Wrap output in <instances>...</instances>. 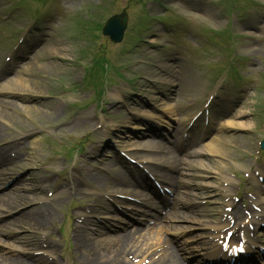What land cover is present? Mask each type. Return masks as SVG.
I'll use <instances>...</instances> for the list:
<instances>
[{
  "label": "rangeland",
  "instance_id": "1",
  "mask_svg": "<svg viewBox=\"0 0 264 264\" xmlns=\"http://www.w3.org/2000/svg\"><path fill=\"white\" fill-rule=\"evenodd\" d=\"M237 1L241 9V14H244V12H250L251 10V13L253 14V12L257 11V14L255 15L257 18L251 20L247 19L249 21H246L243 24H238L239 27L235 26L234 22H236L237 19H226L223 10L219 5L222 4L226 7L227 4H229L228 0H148L146 11L149 13V17H151L152 20L154 19L153 22L156 23V30L160 28L162 31L173 34V36L168 35L165 38L160 39V30L157 34L160 36L159 39L154 40L153 37H151L148 40V36L145 34L142 36V41L137 43L141 27H144L141 30L142 32L148 24L147 16H141L144 8L141 0H0V70L3 65V57L6 54V48L4 47L8 45L9 47L11 46L12 41L14 40V38L11 37L13 34L12 32H15L18 29L17 25L13 24L15 20L22 21L23 17L24 22L25 18H28V14L36 11H41L42 13L51 11L54 14L60 12L61 15L59 20L56 17H50L45 21L44 32L41 33H45L46 37H43L41 33L31 35L34 39L33 45H38L40 48H35L31 53V61H28L25 58L22 60L19 74L16 77L14 75L13 78L14 80L20 78L28 81L26 88L21 85H15L14 87L12 86V90L32 92L19 93L29 96L34 95V97H36L34 102L37 100L36 104H26L17 99H12L10 101H14V103L8 102L7 105H3L5 106L3 110L0 109V129H3V137L8 135L10 128L17 127L26 129L25 132L32 136L28 139L26 156H20V159L25 157L26 161L24 164H21L24 158L17 161L16 164L14 162L16 171L13 173V179L17 178L16 176L23 174L22 178H25L30 185H37L38 183H42L39 181L40 178L38 176L48 177V181L45 183L47 186V194L44 192V195L42 194V196H40V200L49 199L51 201L49 202L50 206H53L50 208L49 212H45L44 210L42 212H36L34 217H36L38 221L34 224L18 217L13 220L12 223L10 221L9 229H7L6 226L8 223L5 224V226L0 227V232L4 231L8 233L25 230L26 232H33L39 235L41 241L44 239L46 240V247L44 246L43 248H47L48 251L52 253L49 258V260L52 261L57 259L58 254L60 257V253L64 250L61 245L50 239L52 237H58V228L55 225L62 222V212L64 209L65 212L70 211L71 215L75 218L72 223L75 229L71 232L68 231L69 238L67 237V239L64 240V244H67L68 240L71 239L73 247L66 245L65 248L67 249L65 252H67L69 248L68 254L71 253V260L63 259V263L95 264V261H91L94 260V258L97 259L98 256L101 258L98 262L106 264L102 260V257L108 254V246L111 244L104 245L103 243L112 236H107L103 233L102 237H92L91 234L94 227H92L91 230H84V225L82 224H80V227L82 228L77 234L76 227L79 226V218L87 215L86 212L82 211L84 206L90 204L93 205L94 203L92 197L95 196V191L91 190V187L95 185L100 191L106 193L111 192V194H116L114 191H118V189L111 183V179L106 178V175L104 174L107 172L111 173V169L119 166L115 154L112 152L110 156L108 150L104 148V143H107V140L110 142L113 141L112 149L113 145L119 147L120 150L132 149L134 147L133 145L137 143L138 138L137 136H133L134 132L132 131L136 130H129L127 127L130 126L134 128L133 126H137L146 129V132H149L152 127L151 122L145 120V118L141 116L143 114L157 117L160 125L163 126L164 129L168 128L167 124L162 119L164 112L156 110H165L168 108L167 105L161 103V100L163 94L168 93L169 89L174 88L176 83L173 82L172 84H169V82H166L163 79L159 80L155 72L158 71L157 73H159L163 65L167 64L172 65L173 69H175V74L180 76L186 74L189 75L184 68L180 71V68L178 67L179 65H176L179 63L176 59V55L170 54L168 57L163 56L167 50H169L166 42H170L173 49L176 40H179L178 37H175L179 36V31L175 32L176 27L174 26H163L161 20H172L176 16L190 17V19H184L181 21L186 33L196 27L207 28L209 36L204 35L203 40L208 43H213L212 38L219 35L218 27L227 28L238 36H241L236 39V42H232L236 55L226 53L230 50V47H228V42L226 43L224 41L222 45L225 52L216 55L214 59L211 57L208 59L203 57L201 58V64H218L222 61L221 69L223 70V74L217 76V78L219 81L223 80L226 81L227 84H230L232 94L239 93L247 86L249 80L251 81L249 85V90L251 91L244 96L243 100L236 107L233 103H224V100L219 103L220 108L224 111L220 112L218 119H221L226 115L227 110H233L234 108V111L231 112L234 116L228 112L226 117H228V119L232 117L235 118L228 124L224 122L221 123L222 128L226 125L225 129H229V132L222 135V140L218 141L223 146L220 147V152L218 154L212 153L214 155H211L210 158L207 153L208 158L199 159L200 162L198 164L200 167L195 168V175L192 179H189V176L184 177L185 181H190L191 183H188L187 185L189 188L182 189L183 194L181 196V202L187 203V201L191 199V201L195 203L193 210L198 213L195 215L196 222L186 221L179 224L180 226L188 227L187 229L190 232L186 236L193 238H198L199 236V240H201L203 234H205V230H209L208 228L210 226L206 222V220H209V217H206L207 214L209 216L213 215L214 217H211L213 220L217 219L219 218V215L229 207L228 205L232 204L240 208L243 211V220L253 218L256 215L254 213L255 206L253 209H250L249 207L247 208V205L245 204L244 207L242 206V200L235 201L234 198L236 194L237 198H240V195L238 196L237 193L238 180L239 183H246V186L250 184V188L251 181L247 180V173L251 170L252 165L257 167L259 163H263L262 159L254 162L253 158L258 155V142L261 141L263 137V127L261 125L264 120V98L259 97H261L264 92V17H260L264 14V0ZM230 2V14L235 16L238 13V8L232 0H230ZM252 2L256 5L253 6ZM244 8L246 11H244ZM124 9L131 16L130 28L128 27L127 30L128 36L126 37L125 35V40L122 44L118 45L119 47L113 46L114 48H110L113 61L109 58V55L108 59L110 62H113L114 68H122L121 73L124 79L127 81H138L136 84L138 93L129 96L128 94L124 95L127 91L123 90L131 91L132 89L129 90L131 85L120 81L118 86L111 89V91H114L116 94H112L109 97L107 95L102 110L97 113L101 114L100 120L98 119L96 122H86V118L80 120L75 126H70L69 124L79 117L75 111L74 114L70 115V112L75 109H70V107L66 105L72 104L74 101H79L82 98H87L88 92H83V90L88 89L78 88L75 91L76 94H72L71 92L73 89H71L72 91L69 94L64 95L63 99H61L59 92L62 90H68V84L71 82H74L76 85H84L82 77L85 75V72H89L90 62L86 63L81 61L80 56L82 48L88 49L87 47L91 46L93 52L95 48H99L98 42H100V38H96L92 44H77V39L73 40L75 38L74 35L80 34L79 36H81V32L77 29V24L72 23V17L74 16L79 22L84 20V16L90 14L93 15L101 11L100 14L103 17L96 14V16H98L97 21H89L91 23L87 25V29L97 31L101 24L99 21L104 22L109 16L119 13ZM230 14L228 13L229 16ZM6 16L9 17L8 22H6V20L3 21V17ZM48 16L49 14L46 15V17ZM238 16L239 18L241 17L240 14ZM246 16L247 15L244 14L240 19H246ZM201 25H203V27ZM135 26H138V28ZM19 33L22 34V32ZM6 34L7 38H4L3 35ZM94 37L93 34L87 35L88 41ZM184 46L197 53L204 52L202 48L193 44L188 37H185ZM53 47L57 48L56 53L59 57L58 67L60 68V71L59 73L52 75V71L45 72L42 70L43 67H41V65L48 63L47 53L51 54ZM47 48L48 51L46 50ZM223 48H221L222 51ZM59 49H61V51ZM125 50L130 51L127 53ZM189 57L195 58V56L191 54H189ZM61 58H65L67 62L64 63ZM97 58L99 59L95 54L93 55L92 60L94 61ZM127 59L131 61H128ZM127 62L130 63L128 64ZM17 72L18 69L16 70V73ZM189 77L191 76L189 75ZM196 80H200L201 82L199 81V83H196V87L189 88L188 94L183 93L185 88V85L183 84L180 96H175V100L172 101L173 105L189 103L203 96L205 92L203 88L204 86L206 87V84L208 83L207 74H204V77L197 76ZM113 82L114 76L111 69L108 68L104 71L102 81L96 86V90H103L105 86H112L114 85L112 84ZM130 94L132 93L130 92ZM139 95H142V97ZM39 97L42 98L41 102ZM98 102H101V99ZM39 103H43L44 106ZM57 105L62 107L61 112L52 114ZM75 105L78 106V103H75ZM26 106H28V108H25ZM78 108L81 109L83 106H78ZM149 108H153L154 110H150ZM32 109L38 110L43 114H36L34 111H31ZM91 111L92 109L88 110V112ZM169 111L175 112V110ZM15 112L19 114L16 115ZM178 113L180 119L178 120L175 116L174 117L179 122L178 127L180 130L182 128L180 123L184 122L186 118H190V116H186L184 111H179ZM169 116L170 115L166 113V118L170 120ZM235 122L240 124H250V127L246 128L244 125H241L244 126V128L236 130L233 127ZM99 126H101V128H98ZM104 128H111V134L106 135ZM185 128L186 126L183 130ZM222 128L220 127L219 130ZM145 131L140 130L141 133ZM181 133L182 132H177L180 136ZM50 134H52L53 137H51ZM136 134L140 135L139 133ZM180 136L179 140L181 142ZM106 137L107 139H105ZM143 137L145 138L144 135ZM74 139L85 144L88 143L87 146L83 144L85 149L84 155L76 156L72 162L66 161L63 157L58 156L57 158L56 155H54L55 151L58 150L60 152V149H62L55 145L61 142L66 144V142ZM176 139L177 136L174 141H176ZM197 139L198 137L194 138V141L188 150L189 152L194 153L203 149L201 147L204 146H196L195 143L197 142ZM55 140H58V142H55ZM154 141L155 140L152 139L146 140L144 145L150 146L149 148L156 147L153 144ZM163 141H165L163 142L165 144L161 146L160 150L158 149L159 151L169 150L171 154L172 152L176 153L175 150H171L166 138ZM56 148L57 150H55ZM204 150L205 149H203L202 152H204ZM143 154L144 153L137 154V157L142 158ZM13 155L14 154H12V156ZM102 158H104V161H102ZM167 159L170 160L172 158ZM168 160H165L164 162L170 163ZM194 160H197V158H192V161ZM188 161L189 158L186 157L185 162L188 163ZM26 164L27 166H25ZM29 169H35L37 174L34 176L30 175L32 172H30ZM185 171L187 174L192 173L189 170ZM100 172L104 176L102 182L101 176L99 177L101 174L97 175L100 180L95 178L96 175L91 179L90 176H88L89 173ZM34 178H37V183H33ZM226 178L231 179L232 181H226ZM17 179L19 180L21 178ZM228 182L233 184L228 185ZM74 186L76 190L73 193L71 188L74 189ZM53 192H55L54 196L52 198L48 197V194H52ZM127 194L128 193H117L115 198L119 199L118 197L129 196ZM241 194H243V198H247L246 190L241 192ZM20 196H23L20 201L18 199V202L16 201L8 205V208L6 209L11 212H16L20 208V203L25 204L33 199L39 198H31L27 193H21L19 197ZM108 197L109 199H107V201L102 197L99 198L97 203L99 205H104L110 204L109 202L114 201V197ZM40 202L44 201H39V203ZM72 204H77L78 206L69 209ZM95 204L96 203H94V206ZM217 207L220 208L217 209ZM1 213L3 215L10 212L4 211ZM232 213H234V210L231 214ZM110 214H115L113 207ZM90 216H92V214H90ZM5 220H7V218L3 219V221ZM121 220L122 222H128L125 217H121ZM115 225L117 226H113L111 229L117 234L118 232H116V230L119 225L116 223ZM251 228L255 230L257 229V225L253 223ZM105 231L106 230H104V232ZM79 234L81 237L80 239H77ZM257 235L256 232L255 238H259ZM26 238L34 240V246L27 247L25 245L24 247L21 243L15 242L13 239L5 237H2L1 239L3 242L7 241L8 244H11L14 249H16L15 246H17L23 251H28V253L21 254V259L15 260L18 264H38L37 261L32 260V258L29 257V253L32 249L37 247L36 242L38 236L33 235L32 237L27 236ZM179 240H181V238ZM93 241L96 242L94 246L91 244ZM76 242L79 243V246H76ZM80 243L89 247L82 246ZM98 244L99 247H97ZM114 252H116V248L114 249ZM1 253L3 254V252ZM130 255L134 256V254ZM73 256L80 263L75 262ZM42 258L46 257L42 256ZM43 261H45V259Z\"/></svg>",
  "mask_w": 264,
  "mask_h": 264
},
{
  "label": "bare ground",
  "instance_id": "2",
  "mask_svg": "<svg viewBox=\"0 0 264 264\" xmlns=\"http://www.w3.org/2000/svg\"><path fill=\"white\" fill-rule=\"evenodd\" d=\"M46 50L48 51V48ZM59 50L61 51V49H59ZM56 51H57V48L53 47L51 54L47 53L48 63L41 65V67H43L42 70H44L45 72L52 71V75L59 73V71H60V68L58 67V63H57L58 55H57ZM44 71H43V73H44ZM27 84H28L27 80L20 79V78L17 80H6L4 83L0 84V98H2V96H13V95L21 96L20 94H17L19 92L32 93L30 91L12 90V86L14 87L15 85H21V86L26 88ZM12 92H14V93L12 94ZM39 94L42 95L41 93H39ZM168 98H170V95L167 97V99ZM21 101L23 103H26V102H30V99L24 97V98H21ZM7 103L8 102H5L4 100H0V109H1L2 105H7ZM39 104H42V106H44L43 103H39ZM25 108H28V106H26ZM31 111H34V113H36V114H40V115L43 114L42 112H39L38 110L32 109ZM59 112H61V108H60V105H57L54 108V112L52 114H56ZM73 125H76V122ZM233 126H235L237 128H243L244 126L246 128L250 127V125L241 126L239 124H233ZM17 131L18 130L12 128L9 136L14 135ZM0 135H1L0 138H3V136H4L3 129H0ZM6 139H8V138H6ZM0 141H2V140H0ZM23 145H25V143H22L21 146H23ZM12 146H15V145L11 144L7 147H12ZM7 147H3V148L0 147V164H2V165H4L3 158L5 157L4 153H5V150H7ZM219 149H220V147H217L216 145H212L209 147V151L211 153H219L220 152ZM118 175L119 176L121 175L120 172L118 173ZM134 193L138 194L137 189H134ZM31 202H34V200H32ZM9 203H10L9 201H5L3 198L2 199L0 198V204L9 205ZM41 208L43 209V207H41ZM34 215H36V214H32V215L29 214V215L25 216L23 219H24V221H27V222L34 224L35 222L38 221V219L36 217H34ZM184 217H185V215H182V218H184ZM134 232L135 231H133L130 234H127V232H125L124 236H122V235L112 236L108 240H105L103 243L104 245H107V244H111V245L108 246V248H109V250L107 251L108 254L104 255L102 257V260L106 264H124V262L128 261L127 258H128V256H130V254H137V255L140 254L137 257H141V256L146 257L147 255L150 256L151 258L154 257L155 244L150 243V242H145V241L137 242L138 238H135L133 240L134 236L132 234ZM142 232H143V230H140L138 233H142ZM28 233H33V232H28ZM99 233L103 234V232H101V231H99ZM88 239H90V238H88ZM28 243L29 242L26 241V244H28ZM100 243H102V242H100ZM137 243H140L141 245L137 244ZM91 244L94 246V244H96V242L93 241V242H91ZM86 247H89V246H86ZM90 247H92V246H90ZM97 247H99V244ZM115 248H116V252H114ZM159 262L167 263L168 260L166 258H164V259H161ZM0 264H16V262L5 257V258H0ZM178 264H182V263H178Z\"/></svg>",
  "mask_w": 264,
  "mask_h": 264
},
{
  "label": "snow or ice",
  "instance_id": "3",
  "mask_svg": "<svg viewBox=\"0 0 264 264\" xmlns=\"http://www.w3.org/2000/svg\"><path fill=\"white\" fill-rule=\"evenodd\" d=\"M229 235H231V234H229Z\"/></svg>",
  "mask_w": 264,
  "mask_h": 264
}]
</instances>
